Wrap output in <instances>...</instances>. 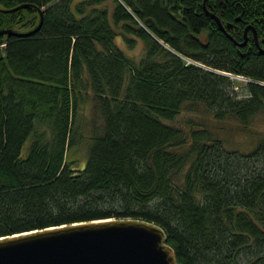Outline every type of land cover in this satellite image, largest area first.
Returning <instances> with one entry per match:
<instances>
[{"label":"trees","instance_id":"obj_1","mask_svg":"<svg viewBox=\"0 0 264 264\" xmlns=\"http://www.w3.org/2000/svg\"><path fill=\"white\" fill-rule=\"evenodd\" d=\"M203 3L0 0V30L44 18L29 37L0 36V237L138 218L166 230L178 264H264V138L246 154L165 122L197 105L244 125L264 110V0H209L233 39ZM119 34L142 40L139 62ZM83 100L104 125L82 168L68 153Z\"/></svg>","mask_w":264,"mask_h":264},{"label":"water","instance_id":"obj_2","mask_svg":"<svg viewBox=\"0 0 264 264\" xmlns=\"http://www.w3.org/2000/svg\"><path fill=\"white\" fill-rule=\"evenodd\" d=\"M208 4L209 0H204L208 16L233 39L228 31L233 24L225 25ZM29 6L19 5L6 12ZM38 11L40 22L30 31L1 29L0 36L29 37L38 32L44 20L43 9ZM256 41L264 52L257 37ZM246 42L247 38L238 44ZM167 241L166 230L149 220L113 217L81 221L0 237V264H178Z\"/></svg>","mask_w":264,"mask_h":264},{"label":"rangeland","instance_id":"obj_3","mask_svg":"<svg viewBox=\"0 0 264 264\" xmlns=\"http://www.w3.org/2000/svg\"><path fill=\"white\" fill-rule=\"evenodd\" d=\"M115 45L119 47L127 57L134 60H141L144 56V46L142 40L138 39L134 48L126 44L125 39L120 34L116 36ZM234 84L237 89L244 88L249 79L241 76H233ZM76 128L79 134L76 138L75 147L68 153V160L76 167H84L88 160L90 143L93 137L94 126L103 127V117L93 109L91 100L80 102ZM166 123L179 127L187 135L198 128H208L216 138L222 139L227 150L241 151L250 153L264 138V110L255 115L248 125L242 124L234 117L227 116L224 120L214 118L213 114L204 106L197 105L195 110H189L186 107L177 115L174 120ZM34 140V134L24 144L23 156L27 155L29 147ZM181 147L179 150H184Z\"/></svg>","mask_w":264,"mask_h":264},{"label":"bare ground","instance_id":"obj_4","mask_svg":"<svg viewBox=\"0 0 264 264\" xmlns=\"http://www.w3.org/2000/svg\"><path fill=\"white\" fill-rule=\"evenodd\" d=\"M212 12H213V11H212ZM29 31H30V30H29ZM246 34H247V33H246ZM246 38H247V37H246ZM246 38H245V39H246ZM239 43H243V42H239Z\"/></svg>","mask_w":264,"mask_h":264}]
</instances>
